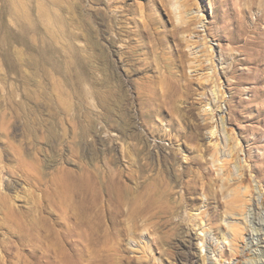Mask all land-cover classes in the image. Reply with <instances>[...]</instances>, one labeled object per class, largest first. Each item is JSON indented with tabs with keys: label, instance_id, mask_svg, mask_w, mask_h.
I'll use <instances>...</instances> for the list:
<instances>
[{
	"label": "rangeland",
	"instance_id": "374dc122",
	"mask_svg": "<svg viewBox=\"0 0 264 264\" xmlns=\"http://www.w3.org/2000/svg\"><path fill=\"white\" fill-rule=\"evenodd\" d=\"M168 1H125L127 9L132 5L126 17H153L160 30L177 26L181 45L162 34L167 46L161 51L149 38H135L134 56L123 60L126 38L109 42L106 87L122 101L116 110L109 100L105 114L98 16L103 1L0 0V256L6 264H36V256L44 254L38 264H53L48 253L69 251L63 245L79 239L80 222L100 225L93 233L117 235L126 253L160 264H254L246 242L249 232H264V165L255 161L264 152V125L249 116L258 113L260 100L251 103L253 111L235 106L229 91L234 78L223 75L231 55L221 59L227 41L214 36L231 9L246 0H190L193 8L186 15L196 18L186 32L180 31L179 8ZM258 11L256 4L246 12L247 24L255 22ZM106 34L111 39L112 29ZM253 34L245 36L249 46ZM250 47L244 53L252 58ZM176 48L183 66L180 60L178 67L170 62ZM236 49L232 54L245 56ZM210 55L213 64L206 60ZM239 67L256 72L251 64ZM152 68L154 75L168 70L188 78L191 92L175 98L173 125L161 112L147 117L133 100L137 90L145 91ZM252 85L241 84L238 97L251 96ZM230 109L243 114L233 124L227 120ZM228 133L240 142L244 137L240 144L250 155L239 156L245 165L251 157L257 171L251 173L255 189L243 215L230 213L225 169L212 158L215 141L217 156L225 157ZM156 186L168 196L162 211L153 213L149 196ZM235 192L236 206L242 192ZM232 224L240 236L234 257L227 254Z\"/></svg>",
	"mask_w": 264,
	"mask_h": 264
},
{
	"label": "bare ground",
	"instance_id": "6f19581e",
	"mask_svg": "<svg viewBox=\"0 0 264 264\" xmlns=\"http://www.w3.org/2000/svg\"><path fill=\"white\" fill-rule=\"evenodd\" d=\"M102 1L104 3V7L98 9V16L100 19V28L102 31L100 34V43H101L100 44V47H101L100 55H101V62H102L103 84H104L103 85L104 89L102 93V103H103L104 112L106 114L108 110L109 100H110V103L113 105L112 107L115 109L118 107V105L119 106L121 105V101H122V98L119 96L118 92H115V93L109 92L108 88L106 87L107 86L106 85L107 75H108L107 74L108 43L113 42L115 39L123 40L122 37L126 38L124 39L125 43L123 44V49L121 50L120 54L123 60H130L134 56L136 48L138 47V44L136 42L137 39L135 38H142V37L149 38L152 43L151 46L155 47V49H158V50L160 48L164 50V48L162 47L167 46L166 40H164V37L162 36V34H164L165 37H169V38L171 37L175 43V44L173 43L172 44L175 45V47H179L178 42H180V45H181V39L179 40L178 35H177L179 31L177 26H173L172 29L170 30H160L158 29V27L156 28L157 24L155 25L156 22H155V19H152L153 17L152 18L149 17L148 19L142 18L141 20H140L141 15H140L139 20H137L135 17L131 15H130L131 17H126L127 13L124 11H128L129 12L128 14L132 13V5L127 9L125 5L126 0H102ZM170 1H173L172 5L175 6L174 7L175 9L179 8L178 9L179 13L178 12L177 13L180 19V23L183 24L182 26L180 25V31L182 32L189 31L194 18H196L195 15L193 16L186 15L189 12H191L192 6L189 7L190 0H179V1L170 0ZM170 1H168V3ZM153 2L155 3L159 2L161 5L164 4V0H158V1L153 0ZM256 4L259 7V11H258L259 13L256 16V20L252 25L247 24L246 12L250 11L253 8V6ZM238 5L240 6V4ZM228 10L230 11L229 8ZM231 10H232V12H230L231 14L227 15V18L229 17L230 20L228 19V22L226 21L225 26H221L218 28V31L220 32V34H217L218 31L216 32V34L213 33L214 36L217 38V40L227 41L229 50L227 52V49H226L227 53L226 54L224 53V56L222 55L223 58L221 59L222 60L226 59L228 56L231 55L230 62H228L227 66L225 65V67H223L224 69L223 75L226 76L225 78L226 80L227 78H229L228 76H231V78H234V81L229 82L230 84L229 91L232 92L231 100L233 99L237 100V105H235L236 107L244 106L245 110L247 109V111H253L255 109V105L251 103L257 100H260L259 102H257L258 104L256 106L258 113L257 114L252 113V115L250 114L249 119L250 121L257 120L258 123L264 125V87L259 86L260 84L264 83V0H246V2L243 5H241L237 9H234V10L231 9ZM224 13H226V11H224ZM226 14H229V13L227 12ZM226 14H224L223 17ZM150 15L151 14H149V16ZM218 19H219V16H218ZM200 21L201 20H198V22ZM214 22H217V21H214ZM262 24L263 26L260 27ZM109 28L112 29V33H113L111 39L106 34ZM225 28H227L226 29L227 31H224ZM207 30H210V27H208ZM248 32L250 33L253 32L255 34V36H253L254 41L251 43L252 46L254 45V48H253L254 51L252 53L253 55L252 58H249V56L244 53V51L247 50L248 48L251 49L250 47L251 45L249 46L247 39H245L246 38L245 36L247 35ZM190 33L188 34L189 36L191 35ZM203 38L205 39V43L207 44V41H206L207 37L205 36ZM185 41L187 43V46H191L193 43V41L190 42L188 37H187V40ZM241 41H243L242 44L239 43ZM207 46H208L207 49L211 47L210 44H207ZM237 47H240L242 49L241 51H243V53L245 54L244 57L238 56L236 54H232L233 49H236ZM169 59H170V62L174 63L180 60V63H181L182 62L181 50L176 48L175 53L170 52ZM206 60L211 61V64H213L212 55H210V57H208ZM182 64L183 63H181V65ZM242 64H251L252 68L256 69L255 74H253V72H248L240 68L239 66H241ZM154 66L156 67V65ZM176 66H177V62H176ZM153 68L151 69L153 75L151 76L149 75L150 80H149V84L146 85L145 91L137 90L138 93L136 92L137 94L133 98V100L139 101V107L143 110L144 114H146L147 117L152 116L153 113L161 112L165 114V117L168 116V118L166 119V122L169 125H173L174 108H172V105L176 100L175 98H177V96L178 97L181 96V98L182 96H187L186 98H188L191 92L189 91L190 85H189L188 78L183 81L180 78V74L179 75L176 74L178 72L177 70L180 67L176 70L177 71L176 73H173L172 71L164 70V71H157V75H154L155 72L153 71L155 68L154 69ZM208 73H209V70H208ZM216 73L217 71L216 69H214L213 74H216ZM245 83L253 84L251 86L253 88L252 95L249 96L247 99L242 98L243 96L238 97L239 93H241L240 85L245 84ZM224 92L225 91L222 90V94H224ZM129 100H132V99H129ZM247 102L248 104L246 105ZM230 106H233V105L230 104ZM236 109L235 110L230 109L231 114L229 115L230 117L227 120L231 124H233L234 119H237L243 116V114L238 113V110ZM233 113H235L234 116H233ZM246 115L244 116V118L248 119V116ZM222 119H223V116L221 117V120ZM211 127L212 128L215 127L217 129V125H212ZM213 133L215 132L211 129L210 134H213ZM231 133H228L226 135V139H227L226 144L222 143V145L225 144L224 146H226L228 149V152L227 153L225 152V157L223 159H220L219 156H217V152L219 151L218 150L219 142L215 141L214 153L212 154L213 156L212 158L217 162L221 160V163L218 165L216 164V165L219 169H225V173L223 175L224 181L226 182L225 183L226 186L230 187L232 191L229 197L230 198L229 210L231 211L230 213H232L233 215L235 212H238L241 215H243V213L247 212V203L250 201L249 196L250 194L251 195L253 194L252 190L255 189L254 185L252 184L251 173L257 172V171L254 167L255 165L253 166V163L250 164V162L252 161L251 157H249L250 159L249 164L245 165V160L241 161L242 158L239 156V152H242V151L244 152L245 156L248 157V155H250V149L248 148L243 149L242 144H240L241 142H244L245 140L244 137L240 138L241 139V142H240V140H238L236 136L232 137ZM255 161L257 162L259 161L264 165V152L262 154L260 153L259 155H257ZM248 173H249V176H248ZM220 178H221V175H219V179ZM163 183L161 185H163ZM235 191L242 192L241 202H239V204L236 206H235V202H238L236 201V197L238 195L236 194ZM167 196H168V192H166L165 189H162L157 186L156 188L153 189V191L151 192V195L149 196V202H150L149 207L153 213H155L156 210L157 212L162 211L164 204L166 202ZM244 220L246 221L247 217H245ZM96 226L97 224L95 223L92 224L90 222L88 223L80 222L81 230L80 232H77V236H79V239L73 240L72 238H70V240H67L64 243L63 247L67 248L69 251L67 252L65 251V253H62L61 255L55 251L51 252V254L48 253V256L46 255L47 257L50 258L48 262H51L53 264H145V263L146 264L148 263L149 264H160L159 262H156L154 260L152 261L151 260L152 258L150 256L147 257V255L145 257L129 255L128 253H126V248L123 247L124 239L118 237L117 235L115 236L114 235L110 236L107 234H105V236L96 235L95 232L93 233V230L95 229ZM99 226L97 227L99 228ZM98 228L96 231H98ZM238 229L239 227L237 225L235 224L231 225L232 238L229 240V248L227 251V254L231 257L236 256L240 252L237 248V244H238L237 238L239 236ZM248 235H249L248 236L249 238H248V241L246 242V246L251 254L250 260H252L254 264H264V260L262 259L264 257V232L261 231L260 233H257V234H254L253 232H249ZM157 246H158V243H157ZM75 249H79L80 252L79 250L78 252H76ZM44 255L43 256L35 255L36 256L35 263L38 264L41 258L44 257ZM144 258L146 259L149 258L150 259L149 262L144 261ZM4 260L5 259H3V256L2 257L0 256V264H6ZM249 262L245 261L244 264H251V261Z\"/></svg>",
	"mask_w": 264,
	"mask_h": 264
}]
</instances>
